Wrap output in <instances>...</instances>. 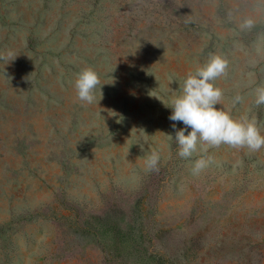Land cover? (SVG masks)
Wrapping results in <instances>:
<instances>
[{"label": "rangeland", "instance_id": "obj_1", "mask_svg": "<svg viewBox=\"0 0 264 264\" xmlns=\"http://www.w3.org/2000/svg\"><path fill=\"white\" fill-rule=\"evenodd\" d=\"M8 53L0 264H264V148L181 158L168 107L220 55L216 107L264 135V0H0ZM86 68L103 84L92 104L74 86ZM204 155L213 163L193 176Z\"/></svg>", "mask_w": 264, "mask_h": 264}, {"label": "clouds", "instance_id": "obj_2", "mask_svg": "<svg viewBox=\"0 0 264 264\" xmlns=\"http://www.w3.org/2000/svg\"><path fill=\"white\" fill-rule=\"evenodd\" d=\"M251 25V20L245 22V26L251 27ZM16 56L8 53L6 57L0 56V58L11 61ZM228 63V60L220 55H211L204 65L197 66L195 71L187 74L183 81L182 94L175 97L171 106H168L172 108L169 119L173 122H182L184 125V128L178 129L175 133V140L179 145L178 155L181 158L192 157L198 151V146L203 147L205 153L208 148H219L221 145L237 149L247 148L251 152L264 148V135L261 134L255 119H237L230 111L216 107L222 104L224 93L216 86L215 81L227 74ZM102 85L93 69L82 70L74 83L78 100L92 104L96 100L97 86H100L101 90ZM242 101L243 97L237 94L232 104L235 106ZM255 104L264 105V86L256 88ZM189 128L191 130L185 134V130ZM159 161V153L153 151L145 161L146 170L158 171ZM212 163V156H201L192 165L191 174L199 176Z\"/></svg>", "mask_w": 264, "mask_h": 264}]
</instances>
